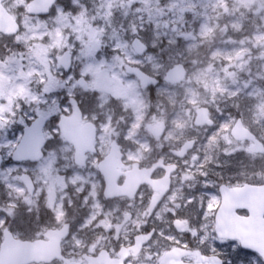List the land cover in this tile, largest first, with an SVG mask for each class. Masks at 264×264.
I'll return each instance as SVG.
<instances>
[{"label":"rangeland","instance_id":"rangeland-1","mask_svg":"<svg viewBox=\"0 0 264 264\" xmlns=\"http://www.w3.org/2000/svg\"><path fill=\"white\" fill-rule=\"evenodd\" d=\"M137 2L141 5L140 13L132 7ZM74 3H80V0H74ZM133 24L143 26V30L153 38L149 41L141 34V39L157 48L151 54V60L145 56L147 63L133 50V39H125ZM24 25L26 30L21 33L20 40L27 45L28 54L13 55L0 66V101H3L0 103V119L5 122L11 119L8 115L17 101L33 100L36 93L30 85L37 78L49 90L63 87V82L56 76V66H61L58 57L65 49L71 51L70 38L75 37L82 45L85 77L89 83L88 88H81L96 94L100 101L97 111L85 112V117L99 123L105 138H110L112 129L118 127L122 132L126 127L129 139L151 149L153 135H149L147 130L164 123L167 126L165 135L156 144L178 146L188 139L197 140L192 155L182 162L183 169L177 181L180 194L171 196L148 220L151 226L158 228V232L139 264H158L166 249L174 245H189L187 237L180 235L173 223L176 218H181L194 230L185 217L195 219L198 211H186V206L191 203L187 197L201 186L204 175L222 171V179L217 181L219 185L224 180L240 184L245 180L243 176L247 175L248 167L264 170V157L248 156L251 153L247 143L235 141L230 134L236 118L241 117L264 142V0H99L94 14L92 5L87 8L81 5V11L76 15L59 12L52 24L28 15ZM105 45H108V51L113 45L117 46L116 59H112L108 51L97 55ZM165 52L168 53L166 58L163 56ZM179 62L188 68L185 82L173 86L163 81L155 95L126 71L127 65L141 68L151 64L152 75L163 78L167 70ZM12 65L18 66L15 74L10 73ZM75 71H79L78 65ZM38 100L36 97L33 102ZM200 107L210 108L215 126L195 125L196 111ZM101 116L106 119L101 120ZM59 150L68 152L65 146H60ZM56 153L52 152L37 168L40 181L50 184L52 193L60 182L78 193L89 184L83 201L86 204L91 197L96 198L97 160L93 159L91 166L83 169L72 163L57 168L54 166ZM217 165H222V168ZM17 167L11 165L4 170ZM64 168L71 169L72 174L68 175ZM249 175V178H257L253 171ZM261 176L259 172L258 178ZM206 195V201L201 197L202 206L206 203L205 235L201 243L207 249L212 248L209 253L221 255L229 264H264L256 254L233 251L231 244L236 242L240 246L238 241L217 238L214 215L220 195L217 190ZM77 197L75 194L70 196L72 209L68 214L71 217L77 215L81 207ZM12 207L14 209L15 206ZM129 207L118 203L120 222L114 227L113 234L122 242L134 231L132 227L137 231L147 220L146 212L134 213L129 223L128 215L133 212L129 209H134ZM181 212L184 216L180 215ZM89 217L90 224L96 216ZM108 223V219L104 221V227ZM211 240L222 242V246H212ZM70 246L69 253L81 257V247ZM89 250L96 249L91 247Z\"/></svg>","mask_w":264,"mask_h":264},{"label":"flooded vegetation","instance_id":"flooded-vegetation-1","mask_svg":"<svg viewBox=\"0 0 264 264\" xmlns=\"http://www.w3.org/2000/svg\"><path fill=\"white\" fill-rule=\"evenodd\" d=\"M5 6V5H4ZM8 12L11 13V15L17 19L16 13L14 11H10L6 6ZM34 18L38 16H32ZM12 34L6 35L10 36ZM20 38V36H19ZM2 51V49H0ZM12 57V56H11ZM9 57V58H11ZM8 58V59H9ZM7 61V60H6ZM6 61H0V66ZM127 68V66H126ZM163 81H161V84ZM171 85V84H170ZM148 89V88H147ZM2 99V95L0 93V100ZM130 109V108H129ZM10 116V115H8ZM241 119L243 121V124L248 127L256 136L259 138V136L254 132L251 127L248 126V124L245 123L243 118L237 117L234 124L232 125V128L230 130L231 137L235 141L238 142H246L248 145V150L251 153V155H248L250 157L254 156H260L264 157V153H257L252 150V145L254 144V141L252 139H244V140H238L233 136V129L236 125L237 121ZM95 123L98 125V132H97V138H96V151L94 153L87 154L86 158V164L85 168L88 166H91V163H93V159H96V183H97V197L93 198L91 197L89 201L85 204L83 201V198L86 196V191H89V184L86 186V189L78 193L74 191L73 189H70L69 185H64L62 182H60L55 192H51V185H45L42 181L38 178L37 174L35 173L37 177V181L40 182L41 187L40 188H34V187H26L23 189H17L16 194L23 197L26 203H29L32 207V210L34 214L37 217V223L33 225V227L36 229L34 232H22L20 230L16 231H10L15 236V238L19 239L20 241H42V245L46 247H52L54 245H59L63 249V253L67 258H70L72 260H80L82 258L81 264H88L86 259L84 258L85 254H91V255H97L102 249H106L111 257H119V251L122 247H132L135 244V239L138 235L148 233L152 228L156 229L158 232L157 227H153L150 225L149 221L152 216L157 213L164 205L165 203L171 198V196H175L180 194V188L178 187L177 181H178V175L183 169L182 162L185 161L189 156L192 155L191 151H188V153L181 157L177 151L180 150L183 145L190 139L186 140L184 143L179 144L178 146L170 145V146H161L160 144H156L159 142V139L164 137V133L162 136L155 135V126H152L148 128L147 132L149 135L152 133L153 140L152 147L149 149L148 147H145L143 143H134L132 139H129V129L124 128L123 131L117 127L112 129L110 131V138H105L104 133L102 134L103 130L100 127L99 123L95 121ZM83 124V122H82ZM161 124V123H160ZM158 125V124H157ZM167 127V126H166ZM198 127H205L198 126ZM165 132V131H164ZM59 136L62 141L61 146H65L68 150L67 153H62L61 150L57 151L55 154V161L54 166H56L57 159H63L67 163L64 165V167L69 166L71 163L74 166L79 167L77 164L76 159V150L74 145L69 141L68 138L65 137V135L61 132L59 128ZM45 144L47 140V130H45ZM132 137V136H131ZM260 139V138H259ZM143 141V140H142ZM196 144L194 147L197 146V140L195 139ZM116 142L119 145V151L120 154V164H122L120 169V176L117 179V186L118 187H126V189L129 191L126 196L121 197H107L105 195L106 190V182L105 178L101 174V171L99 170L100 163L110 155L112 145ZM264 143V142H263ZM45 144H44V156H45ZM48 156H45L43 159L37 161L42 164L45 159H47ZM118 159V157H117ZM194 159L197 160L198 156H194ZM162 160V163L155 167L158 162ZM114 164L118 162L117 160H113ZM22 164L25 166H31L32 162H25L14 160L11 157L3 156V162L0 166V170H4L7 166H18L20 167ZM137 166V170L142 169H152L151 173V179L155 181L154 184H151L150 182L145 183H139L137 186L134 184L128 185L127 184V177L128 173L133 170V168ZM167 165H176V170L171 175V181L169 182V186H167L165 181L163 183H160L159 181L162 178H165L167 169ZM242 167H246L243 165ZM247 175L243 176L240 184H230V182H225V185H228L230 187H237V186H244V185H264V170L258 171V168L254 167H248ZM245 172V170H243ZM253 171V174L257 175V178L252 179L249 178V172ZM261 173L262 176L258 178V173ZM158 180V181H157ZM28 185H33L35 182L32 180H29L26 182ZM85 186V185H84ZM0 187H3L2 184H0ZM50 188V190L48 189ZM41 192L47 193V199L46 204L47 207L51 210L53 214V218L49 219L45 224H40L39 216L40 213L43 211L42 207H39L37 205V201L39 199V195ZM24 193V195H22ZM194 193V192H193ZM77 195L76 200H80V206L77 215H72V217L68 214V210L72 209V206L69 205L70 196ZM82 196H81V195ZM160 198V203L158 204L156 210L152 213V215L149 214V209L152 203V200L154 196ZM30 202H29V200ZM54 200V202H52ZM118 203H121V206H131L129 209L132 210L128 216L129 223L130 218L134 217V213L141 214L143 212H146L147 214V220L143 224V226L136 231L135 227H132L134 231L129 234L125 241H119L114 233V227L117 223L120 222V219L118 220V215L120 208H118ZM96 204V207L95 205ZM120 205V204H119ZM15 208V207H14ZM238 213L243 216H247L248 212L245 210H238ZM95 215L96 217L93 219V222L89 224V216ZM109 220V225L107 227H104L103 222L106 220ZM68 227L67 232H64V229L66 226ZM77 228V230H76ZM131 227L129 228V230ZM8 230L7 228H4L3 235L0 236V246L3 244L5 239V231ZM77 231V232H76ZM198 234V230H195ZM157 235V234H156ZM76 236V237H75ZM77 239L76 241L74 239ZM156 238V236H155ZM154 238V239H155ZM152 242V241H151ZM74 245L77 247H81V251L79 254H81V257H76L75 255H72L69 253L68 247H71L70 245ZM208 244V243H206ZM189 245H193V243L189 242ZM149 246V243L144 246L142 251L138 255H134L131 253V255L126 259L125 264H139L140 258L143 256L145 250ZM95 248L96 250H93L90 252V248ZM207 247V246H206ZM204 247H195L192 246V249H198L201 250V252L204 255H212L213 253H209V249ZM98 249V250H97ZM167 250V249H166ZM165 250V251H166ZM164 251V252H165ZM163 252V253H164ZM107 258V257H106ZM192 260L195 263H199L200 258L197 256H193ZM207 264V262H204ZM31 264H65L63 260H53V261H41L39 263L33 262ZM159 264V261H158Z\"/></svg>","mask_w":264,"mask_h":264},{"label":"snow or ice","instance_id":"snow-or-ice-1","mask_svg":"<svg viewBox=\"0 0 264 264\" xmlns=\"http://www.w3.org/2000/svg\"><path fill=\"white\" fill-rule=\"evenodd\" d=\"M168 2H171V0H168ZM97 3H99V0H80V3H74V0H55V3L50 9L39 13L36 18L43 20L45 23L52 24L55 22L59 12L64 11L76 15L81 11V5L85 8L92 5L94 14L95 5ZM0 4L5 5L10 11L16 13L17 22L20 25L19 31L15 34L10 36L0 34V49H2V51H0V61H6L13 55L17 57L27 55V45L20 40L19 36L20 33L26 30L24 21L29 15L27 9L31 4V0H27V3H25V0H0ZM132 7L135 12L140 13L141 5L138 2L133 4ZM143 29V26L137 27L133 24L129 28L125 39H139L141 34H143L148 37L150 41L153 38L152 35L145 32ZM45 40H47V37H45ZM70 44L72 45V63L62 67L56 66V76L63 82V87L49 90V88L37 78L32 81L30 87H33L36 93L33 100H36V97H39V100L36 102H33V100L17 101V104L12 107L9 113L11 119L7 122L0 119V158L6 155L17 161L25 162V164H27V162H32L31 166L22 164L20 167L11 170H0V184L3 185V187H0V236L3 235L4 228H7L9 231L20 230L25 233L36 231L33 225L37 223V217L31 205L26 203L23 197L17 195L16 190L26 187H41L35 175L37 168L40 167V162L25 159L23 153H25L34 139L45 135V130H47L45 156H49L52 152H57L62 144L59 136L62 116L72 111L74 104L87 113H95L99 108L100 101L98 96L96 94H90L79 85V82L86 78L85 65L81 55L82 45L75 37L70 38ZM161 47H163V45H161ZM108 50V45H105L97 55L101 56ZM65 51H68V49H65ZM156 51V46L148 43L145 46V54L139 57V59L147 63L145 56L147 60H151V54ZM117 52L118 48L115 45L108 51L112 59L117 58ZM167 55L168 53L166 52L163 54L165 58ZM53 59L55 60V56ZM77 65L79 66V71H75ZM17 68L18 66L12 65L10 73L15 74ZM140 70L148 75L153 74L151 64H148L147 67H141ZM161 81L162 77L157 79L155 84L149 85L148 90L153 95L156 94L158 87L162 86ZM0 103H3V101H0ZM56 109L59 110L57 111ZM100 119L104 120L106 117L101 116ZM66 163L67 162L63 159H57L56 166L57 168H62ZM217 167L222 168V165H217ZM231 170L232 169H229V171ZM64 171L67 172L68 175L72 174L69 168H64ZM222 176V171L219 174L213 172L204 175L201 178L203 181L201 186L187 197V200L191 201V203L186 206V211L189 213L198 211V216L195 219L190 216L185 217L194 227V230L184 235L195 247L202 248L204 246L201 240L205 235L204 228L206 225L204 216L206 203L202 206L201 197L206 201V194L218 190L220 185L217 181H220ZM29 180L35 183L33 185H28L26 182ZM46 199L47 193L41 192L37 201V205L43 208L38 221L40 224H45L49 219L53 218L51 210L47 207ZM13 205L15 206L14 209L12 207ZM180 215L184 216V212H181ZM195 230H199V233L197 234ZM213 235L215 234L213 233ZM204 243L206 244L208 241H204ZM211 244L214 247L222 246V242L217 240H211ZM231 247L233 251L242 249V246H237L236 242H232ZM209 251H212L211 247ZM225 264H228V262L225 261Z\"/></svg>","mask_w":264,"mask_h":264},{"label":"water","instance_id":"water-1","mask_svg":"<svg viewBox=\"0 0 264 264\" xmlns=\"http://www.w3.org/2000/svg\"><path fill=\"white\" fill-rule=\"evenodd\" d=\"M55 3V0H34L29 6V11L32 14H39L45 12L52 7ZM0 11L3 16H6L5 20H1L3 31L15 30L17 27H12L11 23H14L13 20H10L8 14L3 12V9L0 4ZM0 13V14H1ZM146 44L139 38L135 39L133 42V47L135 50L143 54L145 53ZM63 66H67L72 63L73 57L70 51L65 52L59 58ZM128 71L133 74H138L145 86L155 84L157 81L156 77L145 74L138 67H130ZM188 74V70L183 63L177 64L172 67L166 74L165 80L173 84L183 82ZM79 84L81 86L87 87L88 82L86 78L82 79ZM75 110L74 114L71 117L63 116L61 119V128L65 131V134L71 138L76 147L78 153V161L81 164H84V155L86 152L93 150V143L96 138V126L92 122L85 124L84 132L80 133V122L82 120L83 114L79 107H76L74 104ZM196 123L198 125L209 124L213 125L214 121L210 118V110L207 107L200 108L198 110V115L196 118ZM164 131V125L158 126L155 128L156 135H162ZM233 135L237 139H246L251 138L255 140V144L252 146V150L255 152H264V145L261 141L257 140L255 135L243 125V122L239 120L233 130ZM44 145L43 136H40L31 143L28 149L23 153L25 159L37 160L42 156V148ZM195 145V141H188L180 151L177 153L180 156H184L190 149ZM116 145L113 148L112 152L116 150ZM116 157L114 152L112 156L108 158V161ZM104 162L105 164L101 166L102 172L105 174L108 188L107 194L110 196V191L112 187H115L116 180L118 175L112 172L116 166H112L109 163ZM2 159L0 158V164ZM177 166L169 167V172L166 176V181L164 184L169 185L170 175L176 169ZM145 170L142 172L133 171L129 177V180L132 181H147L145 179ZM151 174V171L148 172ZM143 181V182H144ZM113 184V185H112ZM120 195L121 193H117ZM221 195L222 201L221 205L216 214V232L219 237L227 239H239L242 242V246L246 249H249L254 252H258L264 258V185L262 186H253L246 185L243 187L229 188L225 185L221 186ZM160 197H156L153 200L152 209L153 210L157 204L160 202ZM243 208L250 211L249 217H242L237 214V209ZM176 226L180 231H185L186 226L180 220H177ZM67 226L64 229V232L68 230ZM154 231L149 234H143L136 238V245L132 247V250H135L138 254L143 248L144 244L147 243L153 236ZM50 249H48L49 253ZM126 251V253H125ZM130 249L122 250L121 254L123 258L121 260H104L105 252H102L97 257H89V264H124L125 258L128 256ZM46 250L40 246L39 243L31 242H19L13 238L12 234L7 230L5 233V241L2 245V250L0 252V264H27L34 260H40L38 256H44ZM52 256L50 259L56 257H62L61 248L54 247L51 249ZM43 254V255H42ZM189 255H199L201 260H208L209 264H223L224 261L221 257L214 255L211 257H202L200 252L190 253L189 251L182 248H175L167 252L166 257H164L162 264H190L185 263L183 258ZM66 264H80L72 262L68 259L65 260ZM203 264V263H200Z\"/></svg>","mask_w":264,"mask_h":264}]
</instances>
